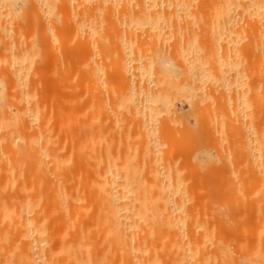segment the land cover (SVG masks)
<instances>
[{"label": "bare ground", "instance_id": "obj_1", "mask_svg": "<svg viewBox=\"0 0 264 264\" xmlns=\"http://www.w3.org/2000/svg\"><path fill=\"white\" fill-rule=\"evenodd\" d=\"M191 24H193V26L197 25L198 28L200 27L199 24H201L202 29H204L203 26L206 27V25H208L207 30H208V27L211 30V26H213L212 27L213 31H214V27L216 29H218L219 38L221 35V37L226 39V40L233 33H234V37H235V34H236L237 38L239 36L242 37L243 35L238 36V34H240L239 31H241V32H244L245 35L243 37L246 36V40L243 39L245 41V43L243 41V43H244L243 45H240L239 41H238V43L236 42L237 43L236 45L239 44L241 46L240 47L241 50H239V48L236 46L237 49L239 50V51H237L236 47H234V45H233L232 48L234 47L236 49V51H234V49H231V47L228 45L229 40L226 41V40H223L221 38L223 40V42L226 41L228 43L226 46L220 47L221 50H218V49H220L219 48L220 43H219V45L217 43L218 46H216L215 44H213V41L215 42V40H208V39L216 38L217 36L213 37L214 35L212 36V34L216 35L217 33L212 31V34H211L212 38H209L210 36H206V35H210V33L207 31V33H208L207 34L206 30H205L206 28H205L204 29V32H205L204 35H203V33L201 34L202 36L198 35V38L199 37L203 38L204 43H203V45H200V47L197 49H200L208 41H210L209 43L211 46L208 43L209 47L213 48L214 45L216 47H218L217 49H216V47L214 49H212V50H215V49L218 50V51H214V53L217 52V54L215 53L216 56L218 55V57L215 56V58H217V59L213 61V59H215V58L212 59V56L214 55V53H212L213 55L211 57L207 56V55H211L210 53L213 52L211 49L208 50L209 47L206 48L207 44H206L205 48L210 53H208L207 50H206L207 51L206 52L204 50L205 48H203V47L201 48V52H203V50H204V53L207 54L206 57H204L205 60L208 57L209 60L212 59V62L214 65L218 64L217 62H219V65L214 66V65H212L211 61L207 60L208 62H210V63H208V66H207V61H205V63L203 62L202 64H204V65L206 64V68H205L206 70H208L207 68L210 67L208 72H207L204 69L205 66H201L202 64L200 65V62L204 56V53L202 54L203 56L201 54H199L200 52H198V54H197L196 51H198V50L193 49L191 47L192 45L190 46L188 44L185 45V47L183 48L181 46V45H184L183 43L180 46L184 50L177 51V54L175 55L178 57V59H180L182 61L181 65L183 67L179 64L180 62H177L178 64L175 62L176 65H174L171 62H172V60L175 61V59L173 57H171V53H170L171 51L170 50H172V53H173L174 49H178V48H176V46H177L176 43H179V42H177L178 40L176 41V38L178 36V35L176 36V34L177 33L179 34L183 30L184 27L182 28V25H187V26L189 25L191 27L192 26ZM202 24H204V25H202ZM110 25L116 26L118 31H120V28L127 30L130 35L131 34L133 35L132 38L129 36L130 41L135 36H137V34H138L137 31H141V33L142 32L144 33L146 31L145 34H149L150 29H155L154 31H156V34H158V35L156 36V34H155L154 36L158 39V36L161 35L159 37L160 38L159 40H161L162 35L168 34V33L170 35V31H171L170 29H172V31H174L175 30L174 27H178V26L180 27L181 26V28L178 27L180 32H179V30L174 31L175 32V35H174L175 38H170V40H172V41L175 39L174 41L176 43L175 42L170 43L171 41L169 40L170 41L169 43L172 44L171 47L169 46V48H171V49L163 50L161 48L162 52H160L158 50L160 47L158 48L153 44V42H155V39H154L155 37H153V36L152 37H153L154 41L152 40V42H149L147 40L148 41L147 43L149 44L150 48L148 47V44H146V46H147L149 51L152 48V54L153 53L156 54V51L153 52V50H155L156 48H157V52L158 51L160 52V54H158L157 56L153 54L154 57L160 58L163 51L164 52L167 51L166 52L167 54L166 53L165 54L168 56V58H166V59L171 58V60H170V62H168L169 60L165 59L167 61L166 62L164 60V58L167 56H165L163 53L162 56H164V57H161L160 59L164 60L165 63H161L164 66L163 67L162 65H160L161 67L165 68L168 66L169 63H171L174 65L172 70L173 69L175 70L179 65V67H182V69L181 68L180 69L182 70L181 72L184 75L186 74L183 72V68L185 69V66H187V68L189 67L191 69V70H189L186 68L184 70L185 72L187 70V73L189 71V72H192L194 74V75L191 74V75H193V78H192V76H191V78H189L190 73L186 74V75H188V77H185L186 81L188 78H189L188 80L191 81L190 83H187V85H189L188 88L190 90L192 89L191 91H189L191 93L187 92V90H189V89L187 88V90H186L184 85H183V88L185 91L182 89V90H180L181 92L179 91L180 93H176V94H181V93L186 92V93H184V95H186L187 93L191 95L193 93L192 94L193 96L192 95H191V97L187 96L188 99L189 98L192 99V97H195L196 91H197V93L200 94V97H201V94H203L205 91L203 90L204 92L203 91L201 92L198 90L205 89V83H206V86L209 85V84H207V82L209 83L210 78H213L211 76H213V75L215 76L216 74H217V76L220 77V78L218 77V82L220 83V79L222 82L221 84H219V83L218 84L222 85L224 88L226 87V85H227V88L231 84L235 83L234 85H236L237 84L236 81L232 82L231 80H228V81L232 82V83L230 82V85H229L227 82L225 83L223 79L225 77L227 78V75L229 73H231L230 72L231 69L234 70L236 67L240 68V66L244 67V65H239V63H237V66H234L236 62L234 61L235 62L234 63L233 59L236 56H238L239 54L241 55V56H238L239 58H242V55L244 57L247 56V58H249L248 60H249L250 66L246 65V67L248 69L249 68L252 69L251 70L252 75H249V77L254 76V79L252 78L253 82H252V84H250V85H252V87L250 86L251 87L250 91L255 90L256 92L257 91L259 92V90L261 89L262 91L260 90V92L263 93L261 95L260 94L258 95L257 94L258 92L256 94H251V93L250 94L256 95L253 97L258 98V101L263 104V100H264V0H0V179H1V181L3 179V182H1V184H0V264H231V262H233L232 258H231L232 261L230 260L231 261L230 262L225 257L227 255H224V251H225L224 248H226L228 246L230 247V245L229 244L227 245L226 242H225L226 244L223 243L222 242L223 240L221 241V238H220L221 237V235H220L221 234L220 233V231H221L220 227L221 226L219 227L220 220L218 219V216L221 215V217H222V214H220V213H222V211L219 209V207H223V206H221L222 204L219 206V204H218L219 202L215 199L217 197L216 195H218V193H219L216 185L214 186L216 189H214V187H211V188H213L211 194H209V191L206 190V188H208V187H206L205 189L203 188L209 194L208 195L207 192H205L206 196L203 197V199H207V200H201L202 199L201 195L199 196L197 193V196H199V201H198V199L196 197H195L196 200H195V198L193 199V195H195V194H193L192 192H194L195 190H196V192L199 191V190H197L199 185L196 186V188L192 187V185H191V187L193 189V191L191 192L190 191V190H192L191 187H187V182L182 179L183 176L181 177V175H180L181 173L179 174V171L176 172L175 170L172 171L173 168L165 169V167H164L165 170H162V171L158 170L156 168L158 170L157 171L156 169H154V167L153 168L150 167L152 169V171L154 169V170H156V172H152L151 169L149 168L150 172H152V174L149 176L150 178L148 177L149 180H148V178L147 179L145 178V180L142 181L139 178L140 176L139 175L137 176L136 174H139L141 172L142 168L139 169V171H140L139 172L138 167H141L142 164L144 166L145 161L142 162V164L138 162V166H137L138 172H136L135 171L136 169H134V171L136 173L135 174L132 171L133 168L130 167L133 164L132 163L133 161L131 162L132 164L129 162L131 164V165L129 164L130 166L126 163V166L127 167L129 166L131 168V169L130 168L129 169L132 172L127 170L125 173H123L124 171L121 173L120 168H117V166H116L118 163L115 165L112 162L113 159L107 161V159H106V158H108V157H106L107 154L105 155L106 158L104 157V159H106V160L103 159V156L106 153V152L103 153V151L104 150L107 151L106 149L109 147H107L108 145H106L107 148L105 149V146H104V150H103L102 149L103 147L101 145H104L105 143L100 141L101 140L100 139L99 140L100 143H103V144H100V147H101V150H100V148L98 147L99 141H97L98 138H100V137L98 136V138H97V136H96V138H95L94 137L95 133L92 136L93 131L91 129L94 127V125L92 126V123H91V120H92L91 116L92 115L90 116V113L92 112V111H90L91 110L90 109V100L92 99L90 96V91H91L90 89L93 88L92 84L94 82L92 79V76H94V74H93L94 72L92 73V71H93L92 66H94V65H92V58L93 57H91V56H95L96 53L94 52L95 55H91V54L93 53L92 47L94 49V47L96 46V45L94 46L95 40H96V42H97V40H99L101 43V41L103 39L100 35L101 28H104L106 26V28L108 29V28H110ZM107 26H109V27H107ZM193 26L191 28H194ZM23 27H24V29L29 28V30L31 29V31L34 29L33 34L29 33L30 35L27 34L28 36L25 34L27 36V38H26L25 35L22 34V31H21V28H23ZM116 27H114V29ZM191 28H190V30L188 28L183 30V31L187 30L185 32L186 33L185 35H190V33L188 34V30H189V32L192 31ZM201 28H199V29L196 28V31L202 30ZM24 29H22V30H24ZM58 29L59 30L65 29L66 31L69 30L70 33L72 34L70 36V33L67 32L69 34V39H72V38H73V40L76 39L78 41V47L83 50V56H82L83 62H82V60L79 61L78 65H76V66H78L79 69L81 66V69L80 70L77 69V71H78L79 75H81V76L84 75L85 77L82 76V77H80L81 78L80 79L79 76L76 74L77 73L76 72V73H74L73 77H71V78H72V80H74L73 79L74 76L77 75L78 77L76 76L75 78H78V79H76V80L81 82V80L83 79L82 84H83V82H84V84L86 83L85 87L87 89V93L85 94V92H84L85 95L83 97H85V99L83 101H80V102L85 101L87 103V105L84 106L85 103H82L81 104L82 106L79 104L80 105L78 107L79 109H80V107H83V106H84L83 108H85V109L81 108L80 110H78V109H75L76 107L74 105H76L77 102L74 103V99L72 100V102H69V103H70V105L74 104V105H72L75 107V108L73 107L74 109L71 108V106H70L71 111L74 114H76L75 112L78 110L77 113L80 116H81V114H83L84 116L83 115L82 116H83V118H85V116L87 115L88 119H83V122H81L82 118L80 117L81 120H79L80 118L76 117V115H74L71 111L68 112L70 115L68 113L63 114V115H66V117H68V115L71 116V118L73 120H71L70 118H68V120H71V121L75 120V122H73L74 124L76 123V121L77 122L79 121L78 125L73 124L71 126L69 124L70 121L68 122L67 118L63 117V115H61V117H63L64 121L66 118L67 123L61 122V126H57L58 122H60V121H58V119H56V115L60 114V113L56 112V114H55L53 111L48 109L47 112L48 111H49L48 113L52 112V114H49V115H48V113L44 114L46 109L49 108L48 104H46V106H44L45 103H47V102H45L47 99L44 101V99H43L44 97H42L40 94H39L40 95V97H39V95L37 94L36 89L38 88L39 85L36 84V81L34 83L35 84L34 87H36V85H38L36 87V89L34 87L32 88L33 84H31L33 82V81H31V78H34L33 77L34 73L32 75H31V73H32V70H34V69H31L30 66L33 63V65L35 67L39 63L38 58L35 59L36 57L41 56V57H39V59L43 58L42 56H44V53L41 52L42 55H40L41 53H39V52L42 50L44 52L47 51V47H50L51 44L53 43L51 41L52 43L49 42L50 46L49 45L46 46L48 44V41L52 40L51 38L55 37V39L58 40V35L55 34L56 32L54 31V30H58ZM238 29H239V31H238V33H236L235 31ZM65 30L62 31L64 33H60L61 35H63V37L67 36V35H65L66 34ZM109 30L112 31L111 29H109ZM168 30H170V31H168ZM113 31H116V30H113ZM118 31H116V32H118ZM147 31H148V33H147ZM154 31H153V33H155ZM199 31H197L196 34ZM26 32H30V31H27V29H26ZM151 32L149 34V40H151L150 39ZM182 32H181L182 36L179 35L178 38L180 36L184 37V39L187 42L188 39H190V41H191V35L195 33V30H193L191 32L192 34L190 35V38H188V39L185 38L186 36L183 35ZM96 33L98 34L97 36H99L98 38L96 36ZM106 33H107V30H106ZM118 33L116 36L113 35V37L116 38L118 36V38H119L120 33L119 34ZM128 33L127 32L125 33L127 37H128V35H127ZM52 34L56 35L57 37L52 35ZM109 34H111V33H109ZM123 34H121V35L125 36ZM145 34L140 35V37H142L143 39L138 40L137 42H134V43H138L139 41H141L142 43L144 41V43H146V41H145L146 38H144L146 36ZM121 35H120V37H122ZM126 36H125L126 40L125 39L124 40L126 42H128ZM174 36H172V37H174ZM205 36H206V39H204ZM28 37H30V38L28 39ZM94 37H96L97 39L93 40ZM100 37L102 38L101 40H100ZM105 37L106 36H104V38ZM109 37H110V35H109ZM146 37H148V36H146ZM167 37H169V36H167ZM181 37L179 39H181ZM240 37H239V40L242 41V39ZM122 38H124V37H122ZM194 38L198 40V38H196V35H195V37L193 36V38H192V40L196 42V40ZM230 38H232V37H230ZM237 38H232L234 41L230 39L231 40L230 42H233L235 44V39H237ZM163 39H164V41L167 40L164 37H163ZM163 39L161 41L162 45L164 42ZM104 40L105 39H103V41ZM106 40H107V37H106ZM108 40L106 42H108ZM120 40H122V39H120ZM216 40L217 41L219 40L218 42H220V39H218V37ZM53 41H54V38H53ZM62 41H64V40H62ZM93 41H94V43H93ZM113 41L115 42L114 45H116L114 47H117V52L119 51L121 54L122 53L124 54V51L121 52L122 50H120L118 48H122L121 46H125L124 43H126V42H124L122 45V44H118L119 41L118 42L116 40H113ZM190 41H188V42H190ZM40 42L41 43L46 42V44L44 43V45L41 44V46H40ZM182 42H183V40H182ZM197 42H196V44H197ZM202 42L203 41L201 40V43ZM211 42L213 45L211 44ZM223 42H221V44ZM58 43H59L58 47L55 45L57 49L60 46L59 41L57 42V44ZM108 43H110V42H108ZM150 43L155 48L151 47ZM166 43H168V42H166ZM191 43H189V44H191ZM131 44H132V46H131ZM193 44H194V42H193ZM196 44H194V45H196ZM118 45H121V46H118ZM126 45H128V43ZM133 45H134L133 42L132 43L130 42V44L128 46H131V49L134 51L135 48L133 47ZM138 45L140 46V43ZM158 45L159 46L161 45L160 42L158 43ZM162 45H161V47H162ZM174 45H176V46H174ZM62 46H65V44H63ZM97 46H101V45H97ZM106 46L107 45H104L103 48H105ZM111 46H112V44H111ZM141 46H142V44H141ZM141 46H140V48H141ZM172 46H174V47H172ZM186 46H188L190 48V50ZM197 46H199V45L197 44ZM41 47L43 49H41ZM74 47H76V46L74 45ZM181 47H180V49H181ZM56 48H55V50H56ZM142 48H144V47H142ZM186 48H187V50H186ZM106 49H108V48L106 47ZM106 49H101V51L102 50L106 51ZM125 49H126V51H129V52L125 53L126 56L129 57L130 53H132L131 49H128V48H125ZM52 50H53V47H52ZM49 51L51 54V49H49ZM57 51L58 50L54 51V53ZM64 51L66 53L69 51V49L67 51L66 48L61 47V51L59 49V53L58 52L57 53L59 55V54H61L60 52H62V54H63L62 56L65 57L67 55V53L64 54ZM139 51H140V49H139ZM149 51H148V53H149ZM102 52L99 51V53H102ZM109 52L114 53V52H116V50L114 52H112V50L108 51V54H111ZM117 52H116V54H117ZM137 52H138V50H137ZM146 52H147V50H146ZM135 53H136V49H135ZM139 53L135 54V56L132 53L131 55H133V56L132 57L130 56L128 60H127L128 57H125V54L124 55L122 54L124 57L121 55V58L122 57L125 58V61H127L128 63L131 59H133L134 61L136 60L135 62H137V63H135L133 60L130 61V62L134 63L135 69H136L135 75H133V79L135 78V80L136 79H138V80H136L137 82L132 80V82L134 81V84L128 82L129 85L131 84L130 87H128V83H125V82H127V80L126 79H125L126 81L124 80L125 86H123V89L126 86L128 88V89L126 88L127 94H125V96L127 95V97L122 95L123 97H125L124 100H126V98L129 97L128 96L129 89H131L130 91L135 90V92H136V89H142L141 91H144V95L146 96V94L149 91H150V93H148V94L150 95L152 90L154 91V86L160 82L159 76H161V73L163 72L161 70L163 68H157L160 64V62H158L159 64L157 63V67L156 66H154V67H156L155 70L160 69L158 71V72H161L158 74L159 79L158 80L153 79V80H156L153 82V84L155 83V85L152 86L153 89L149 87L152 84H150L148 86L150 90H147L148 89L147 87H146L147 89L144 88V85L142 83L143 78L149 80L148 79L149 75L148 76H147V74L143 75V73L145 71L150 72L148 70L150 67V64H148V63L152 64L153 62H151L152 60L150 61L151 57L149 56L150 57L149 62L145 63L144 61H142V58H144V57L141 56L142 55L141 53H143V52L140 53L141 55H139ZM105 54H107V52ZM113 55H115V53ZM118 55H120V54H117V56L115 55V57H118L117 61L122 60V61H120L121 65H119V64L118 65L122 69L120 67L119 68L124 72L123 69L126 66L129 67V65H126V62H125V64H122V62H124V59L123 58L121 59ZM59 56H61V55H59ZM147 56L148 55L146 54V57H145L146 59H147ZM153 56H152V58H153ZM115 57H113V58H115ZM238 57L236 58L237 60H239ZM204 58H203V61H204ZM34 59L38 60V62L35 61ZM66 61H67V59H66ZM242 61H244V60L242 59ZM242 61H241V63H243ZM36 62H37V64H36ZM68 62H69V60H68ZM80 62L82 65H80ZM46 63H47V61H46ZM58 63H60V62H58ZM117 63H119V62H117ZM166 63H167V65H165ZM231 63L233 64L232 66H234V67L233 68L230 67L231 69H229V68L227 69V66H229V65L231 66ZM246 63H247V61H245V64ZM184 64H185V66H184ZM209 64H211L212 66H209ZM33 65L31 67H33ZM47 65H49V64H47ZM73 65H74V63H73ZM152 65H151V67H152ZM38 66H39V64H38ZM69 66H71V65L69 64ZM213 66H214V68H213ZM59 67H60V65H59ZM64 67L67 68L65 65H63L62 67H60L59 70L61 71ZM154 67H152V68H154ZM169 67L171 68V65ZM211 67L213 70L215 68H217L216 72H218V73H216V72H214L215 74H213V72L209 73L212 70ZM225 67L227 70H225ZM246 67H244V69H246V71H247ZM39 68H40V70H43L42 69L43 67L42 68L39 67ZM132 68H133V66L131 67V71H132ZM170 68L167 67V69H170ZM202 68H203V70H201ZM195 69H198V70L195 71ZM70 70H68V71H70ZM125 70H127V69H125ZM129 70H130V68H129ZM150 70H152V69H150ZM165 70H166V68H165ZM172 70L169 71L170 74H171ZM193 70L197 73H194ZM228 70H229V72L227 74L226 71H228ZM47 71H49V70H47ZM54 71H56V70H54ZM101 71H103V69H101ZM131 71L127 70L125 72L126 73L130 72V74H133L134 72L132 71V73H131ZM236 71L234 72L233 75L231 73V75L233 77L237 73ZM240 71H242V70L239 69L238 72H240ZM56 72H58V71H56ZM117 72H118V70H117ZM244 72H245V70H244ZM244 72H242L243 76H244V74L246 76L247 74H246V72L245 73ZM61 73H62V71H61ZM61 73H59L61 76H58V78L62 79V77H63L65 79V77H66V74H64L65 72L63 74H61ZM151 73L153 74V70L151 71ZM164 73H162V74H164ZM169 73H165V74H169ZM225 73L227 75H225ZM242 73H238V74H240L239 77L241 76ZM172 74H173V71H172ZM183 74H182V76L184 77ZM211 74H213V75H211ZM238 74H236V75H238ZM50 76H52V75H50ZM56 76H57V74H56ZM71 76H72V73H71ZM101 76L102 75H100V77ZM136 76H137V78H136ZM153 76H155V73L153 74ZM153 76L150 75L151 78H153ZM163 76L165 78L166 75H163ZM172 76H174V75H172ZM172 76L170 77V75H169V77H167L168 79H166L168 82L170 80L169 78H171V81H169V83H168L169 86H167V82L164 78H162V76H161L160 80H162V79L165 80V84H166L165 88L168 87L167 89H171V90L173 89L172 91L176 92L177 90L175 91L174 88L175 89L181 88V87L177 88L179 82L182 81L181 83H183V84H186V83H184L185 80H179V79L183 78L181 76V74L179 76L177 74V76H176L179 79L176 77L174 79ZM127 77H129V75ZM229 77H231V76L229 75ZM85 78H86V82L84 80ZM151 78H150V80H151ZM214 78L216 79L217 77L215 76ZM226 78H225V81H226ZM241 78L243 79V77H241ZM66 79H67V77H66ZM94 79H95V77H94ZM173 79L174 80L178 79L179 82L177 81L178 82L177 83L175 81V83H173ZM190 79H192V80H190ZM213 79H212V81H213ZM242 79H241V81H239V79H238L239 83L241 82L240 84H242ZM246 79L244 80V82L246 81ZM250 79H251V77H250ZM65 80H63V81L65 82ZM68 80H70V79H68ZM68 80H66V82L69 83ZM100 80L101 79L99 78V81ZM164 80H162L163 84H164ZM234 80H236V79H234ZM63 81L61 80V82H63ZM121 81H123V80H121ZM152 81H151V83H152ZM248 81H251V80L247 79L246 83ZM58 82H60V81H58ZM70 82H72V81H70ZM73 82H75V80ZM68 83L67 84L65 83V85L68 86L67 87L69 89L68 94H69V92H71V94H69V95H72L73 91L70 89L71 84L68 85ZM239 83L236 85L237 89L240 87ZM249 83H247V84H249ZM247 84H245L246 87H247ZM73 85H76L77 87H79L78 82H77V84L73 83ZM121 85H123V84L121 83ZM157 85H160V84H157ZM161 85L158 87H160L161 89L164 90L165 88H163V85L161 87ZM243 85L244 84H242L241 86H243ZM180 86H182V85H180ZM222 86H220V88ZM237 86H239V87H237ZM40 87H41V84H40ZM64 87L66 88V86H64ZM77 87H74L75 90L73 89L75 93L77 92V89H78ZM156 87H155L154 92H157V93L152 92V94L153 93L156 94L155 98L148 99L150 96L147 94V97L148 96L149 97L148 98L146 97V98H147V100H149V102H147L146 100L145 101L143 100L144 102L142 103V100H140L141 102L137 101L136 104H134V102L132 104L131 101L133 98L134 91H133V94L129 93V95L132 94V98H131V96L129 97L130 102H127V105L129 107V103H131L130 106L134 105V107H135V108L130 107V109L134 108V110H135L136 106H137V109L135 112L138 111L137 113H139V115L140 114L142 115L143 112H145V110H149V112H150V113H148L147 111L145 112L146 114L148 113L149 116H146L145 113L143 114L144 117H142L143 120H142V122L140 121L141 123L136 122L137 120L135 121L136 124L139 126L138 128H139L140 132H142V134H140L137 127H134L136 129V131L138 130L137 132H139L138 135H140V137H142V136L145 137L148 135L149 132L151 133L153 130H156L158 127L156 126V128H155V125L159 121H161L162 119L166 118V116H165L166 113L167 114L170 113V114H168L169 116L167 115V117H169L168 119L169 120L175 119V122L179 117V116L176 117L178 113L175 112V110L171 111L174 108V107H172V102H174V100L170 101V99H172V98L175 99V97H172V96H174V93H172V91L170 90L171 91L170 93H172V96L169 93V95L171 96L170 97L168 95V93L166 95L163 93L164 91H162V93L166 97L160 98L161 96H157V95L159 93H160V95H162V94H161V92L156 91L158 89V87L157 88ZM244 87L245 86H243V88ZM60 88H62V86ZM67 88H66V90H67ZM83 88H84V86H83ZM224 88H222V91L227 89V88H225V89ZM144 89L148 91L146 94H145ZM194 89H198V90L195 91ZM138 91L136 93H138ZM141 91L138 94H140ZM61 92H60V95H61ZM124 92L125 91H123V94H124ZM165 92H166V90H165ZM167 92H169V91L167 90ZM136 93H135V98L140 99L141 96L139 98L138 97L139 95L137 96ZM35 94L38 95L39 101L35 97L36 96ZM78 94L80 95V93H78ZM45 95L46 94H44V96ZM79 95L78 96L75 95V96L79 97ZM144 95L142 94V97ZM181 95H182V98L185 99V96H183V94H181ZM204 95H205L204 98L206 99L207 95L205 93H204ZM145 96H144V98H145ZM167 96H168V98H167ZM196 96H198V98L200 100L199 95L197 94ZM262 96H263V99H262ZM80 97L82 98V96H80ZM169 97H170V99H169ZM135 98H133V101H135L134 100ZM165 98H167V100ZM163 99L165 102H163ZM188 99H187V101H188ZM197 99H196V101H197ZM249 99L251 101H254L255 98H252L249 95ZM260 99H262V101H260ZM36 100L39 102L38 104H37ZM102 100H104V99H102ZM124 100H123V102H124ZM126 101H128V100H126ZM258 101L255 100L256 104L254 106L260 104V103L257 104ZM41 102H43V103H41ZM80 102L78 100V103H80ZM188 102L189 103H187V104H190V102H192V101H188ZM255 102H252V105ZM65 103H66V101H65ZM160 103H162V106L165 105V107H164L165 109L168 108L167 109L168 112H167V110H166V112H163L165 117L160 118L161 120L158 119V117L160 116L158 113L160 112V114H161V112L164 111L165 109L163 110V108L160 107ZM195 103L197 104V102H195ZM39 104L40 105L42 104V105L39 106ZM13 105L15 108V110H13L14 112H12L10 110ZM252 105L249 106L250 107L249 109H251V110H253L252 107H254ZM42 106H44V107H42ZM64 106H65V104H64ZM263 106L259 105V107H262V108H263ZM171 107H172V109L170 110ZM191 107H192V105H191ZM197 107L202 108L201 106H198V105H197ZM44 108H45V111H44ZM257 108H258V106L256 107V109ZM51 109H53V108H51ZM67 109H68V107H67ZM195 109H197L196 106L193 109V112L196 111ZM159 110H161V111H159ZM258 110H260V108ZM82 111H83V113H79ZM169 111L174 112V114H176V113L177 114L174 115ZM189 111H190V109H189ZM254 111H256V110L254 109ZM254 111H252V112L255 114ZM196 112L199 113L198 110ZM196 112H195V115H194V113L192 115L198 116V115H196ZM260 112H262V111H260ZM250 114H251V112H250ZM79 115H77V116H79ZM130 115H133V114L131 113ZM134 115L132 116V120H133ZM155 115L157 116V118ZM170 115H172V117L173 116H175V117L172 119L170 117ZM253 115L251 114V116H253ZM255 115H254V117H255ZM52 116H54V118L56 119L55 121H57V125H55L56 123L53 122L54 118H52ZM57 116H59V115H57ZM182 116H183V114H182ZM205 116H206V114H205ZM50 117L52 119H49ZM254 117H252V121L255 120V122H256V119ZM57 118L60 119V117H57ZM134 118H138V117H134ZM212 118H214V117L212 116ZM257 118H258V116H257ZM262 118H263V115H262ZM76 119H78V120H76ZM100 119H101V117H100ZM153 119H154V123H155V120H156V122H157V119L159 120L154 125V127H153L154 129L152 128V125L154 124ZM196 119H198V117H195L194 121H196ZM217 119H220V118H215V120H217ZM49 120H52V123L53 124L55 123V124L52 125V123ZM138 120H139V118H138ZM180 120L181 119H179V121ZM209 120L212 123L216 122V121H213L212 119H209ZM61 121H63V120H61ZM162 121L165 122V120H162ZM170 121H167V118H166L167 123ZM181 121L183 122V120H181ZM181 121H180V123H181ZM219 121H221V119ZM164 122H161V123L159 122V124L163 125ZM166 122L164 124H166ZM211 122H209V123L212 124ZM197 123L195 125H197ZM199 123H201V122H199ZM222 123L224 124V121ZM252 123L253 122H251V124ZM66 124H67V126H65ZM103 124H105V122ZM103 124H101V125H103ZM59 125H60V123H59ZM69 125H70L71 132H69L70 131V129H69V131H68L69 133L68 132H67V134L63 133V132H66L65 127H67L66 130H68ZM134 125H135V123H133V126ZM137 125H135V126H137ZM214 125L213 126L210 125V126L214 127ZM262 125L264 126V124H262ZM258 126H260V124ZM263 126L261 127L262 130L259 129V132H258V134L261 133L260 134L261 136H264V133H263L264 127ZM71 127H74V129H72ZM212 127H210V128L212 129ZM108 128L110 129V127H108ZM184 128H185V126L183 127V129ZM218 128H221V127L218 126ZM252 128L255 131L257 130V128L255 129V127H253V126H252ZM94 129L95 128H93V130ZM106 129H107V127H106ZM135 129H133V131ZM189 129H191V127H189ZM72 130H73V132H72ZM105 130H103V131L106 132ZM212 131H213V129H212ZM61 132L64 134L62 137L63 139L60 138ZM110 132L112 133L111 129H110ZM137 132H135V134H137ZM99 133H100V131H99ZM251 133H254V131ZM100 135H102V134H100ZM61 136H62V134H61ZM133 136L135 137L136 135H133ZM101 137H103V135ZM136 137H138V136H136ZM199 137L201 138V135ZM214 137H215V135H214ZM94 138L96 139L95 142H93ZM147 138H145V139H147ZM102 139H104V138H102ZM145 139L143 138L141 140L142 142L139 144L140 146L138 144L136 145L137 142L134 143L133 140L131 139V137L129 140H131V143L132 142L134 143V144L132 143L134 147H136V148L141 147L143 149L146 146V144H150L149 143L150 140L146 141ZM263 139H264V137H263ZM112 140H114V139H112ZM202 140H205V139H202ZM155 141H153V144ZM160 141L161 140H159V141L157 140V142H155L156 144H154V145L151 144L153 146H151V149H149V147H148L149 150L147 149V151H148L147 153L153 154L154 156L157 155L159 153V151L161 150L160 148H162L159 145ZM256 141H258V143L257 144L254 143L256 145L255 147H257V148L262 147L261 150H263L264 146H262V145L264 143H262L261 147H260V141L258 139ZM261 141H262V139H261ZM139 142H140V139H139L138 143ZM253 142H255V141H253ZM65 143H68L67 146L65 145ZM95 143H96V146H95ZM131 143L128 144V145H130V147H129L130 150H132L131 149V147H132ZM143 143H145V145H142ZM258 144H259V147H258ZM68 145L70 147H68ZM94 146L96 147L95 149H94ZM142 146H144V147H142ZM98 148H99V151L103 150L101 152L103 154H101L100 152L98 154V152H97ZM141 148H140V150H138L139 148L135 149V153H136V151H139V153H141L142 152ZM255 149H253L252 151H255ZM92 151L95 152L94 156H97V159H95L96 161L98 159H100V160L102 159L103 162L107 161L104 163H106L108 165H105V164L104 165L108 166V168H107L108 176L113 175V176H115L114 179H116L117 176H119L120 179L117 178L118 181H116L117 179L111 180V178H113V177L109 178L105 172V174L107 176V177L106 176L105 177L109 178V180H111L112 182L110 181V184H109L108 179H106V181H108V182H106V181L103 182L102 177L105 174L103 175V173H101L103 171H101V169H100V171H101L100 173L103 176H101V175L98 176L99 175L98 168H100V167L97 168V166H96V165H98L97 162H95L96 163V165H95L96 169H94V171H93L92 165L94 166L95 163H92V159H94L93 155H92ZM257 151H258V149H256V152ZM143 152H144L143 153V155H144L146 153V151L144 150ZM256 152H253L254 154H252V152H251V155L255 156ZM261 153L263 154L262 156H264V151H262ZM75 154L80 156V158L78 156H76ZM210 154H212V153L211 152L209 154L206 153V155L204 156V159L207 163H209V161L212 162L211 160H213V159H211V158H213L212 157L213 154L212 155H210ZM256 154H258V153H256ZM74 155L76 157H78L80 160H77L74 157ZM100 155H102V157ZM137 155H138V157L141 158L140 159L141 161H143L145 159V157L143 155L141 156L138 153L135 154V156H137ZM71 156L74 157V159L76 160V162L78 164H76L74 159H70ZM98 156L101 158H98ZM108 156H110V155H108ZM111 156H113V155H111ZM152 156L150 155L147 158H150ZM258 156H261V154L257 155V157ZM115 157H118V156L115 155ZM138 157H137V160H139ZM217 157H218V155H217ZM253 158H256V157L251 156L250 159L252 161L253 160L256 161V160L261 159L260 157H259V159H256V160ZM127 159H128V157H127ZM129 159H128V161H129ZM95 160H93V161H95ZM137 160L135 158L136 162H137ZM71 161L74 162V164L76 165L75 167L72 166ZM102 161L99 162V160H98L99 166L102 164ZM130 161H131V159H130ZM213 161H215V160H213ZM259 161L263 162L264 158L262 160H259ZM114 162H116V161H114ZM122 163H124V162L122 161L121 164ZM254 163L255 162H253V165H254ZM263 163L259 162V164H261V167L264 168ZM256 164L257 163H255V167L257 166ZM209 165L211 166V164H209ZM70 166L74 167L75 170L71 171L72 169L70 170V168H68ZM123 166H124V164H123ZM103 167L104 166H101V168H103ZM115 168H117L118 170ZM146 170L148 171L147 168H146ZM146 170H144V172L146 174H148V173L150 174V172L149 171L146 172ZM255 170H256V168H255ZM92 171L96 172V174L97 173L98 174L96 175L95 173H92ZM144 172L142 171V173H144ZM93 175H96L97 178L101 177V182L99 180L98 181L100 183L95 181L94 180L95 176H93ZM141 175L143 176V174H141ZM144 177H147V176H144ZM104 180H105V178H104ZM185 180H186V178H185ZM113 181H116L115 184H113L114 183ZM144 181H146V182H144ZM256 182L257 181H255V183ZM256 185H258V183ZM199 187H201V186H199ZM203 189L200 188L201 192H199V194L204 193ZM233 190H234V187H233ZM210 191H211V189H210ZM214 191H216V194L214 193ZM207 196L209 197V199ZM226 208H227V205H226ZM219 210H220V213H219ZM263 210H261L262 213L264 212ZM261 211H260V213H261ZM225 212H227V211H225ZM261 214H260V216L263 215V214L262 215ZM226 215H228V214L226 213ZM260 216H259L258 220L260 221V218H263V220H264V216L263 217H260ZM221 223H220V225H221ZM259 224H260V222H259ZM226 225L229 226L228 223H226ZM261 227H262V225H261ZM229 229H230V227H229ZM227 239H229L228 236H227ZM222 243L225 244L224 248L222 246L223 245ZM260 246H262V245H260ZM229 247L227 248L228 258L231 254V253H229V250H230ZM237 247L240 248V246H237ZM242 249H243V247H242ZM263 251H264V249L262 251L260 250V253L263 255V258H264ZM255 253L257 255H255ZM255 253H253L254 256L252 254H249V252H247V254H249V255H247V254L244 255L246 261L248 260V258L251 257L250 262L248 260V263H251L252 261H253V263L254 262L258 263L256 260L258 259V261H260L262 259V257L258 258L261 255H259L257 252H255ZM250 255H252V256H250ZM255 256L256 257L258 256L257 259L252 258ZM245 259H242L241 262H243ZM253 259H255V261ZM262 260H261V263H259V264H264V262H262ZM234 263L236 264L235 261L232 264H234Z\"/></svg>", "mask_w": 264, "mask_h": 264}, {"label": "rangeland", "instance_id": "obj_2", "mask_svg": "<svg viewBox=\"0 0 264 264\" xmlns=\"http://www.w3.org/2000/svg\"><path fill=\"white\" fill-rule=\"evenodd\" d=\"M192 26H193V24H191ZM200 25V27L199 28H201L202 26H201V24H199ZM202 25H204V24H202ZM189 26V25H188ZM187 25H182V28H183V30L184 29H189L190 30V28L192 27H188ZM207 26L208 25H206V27H204L203 26V28L206 30V33H207V31L210 33V35H206V36H210L209 38H212V36L213 37H215V36H217L218 37V39H220V42H218L216 39H217V37L216 38H213V39H208V40H215V42L213 41V44H215L216 46H218L219 45V43H220V46H219V48L220 47H222V46H226L227 45V43L228 42H226L227 40H229V43H228V45L231 47V49H234V51H236V49H237V47L239 48V50H241V46L240 45H243L244 43H245V41L243 40V39H245L246 40V36L245 37H243L245 34H244V32H241V31H239V29L238 30H236L235 32L236 33H238V31L240 32V34H238V36L239 35H243L242 37H240L241 39H242V41H240L239 40V37L237 38V36H236V34H235V37H234V33L233 34H231V36L230 37H232V38H237V39H235V44L233 43V42H230L231 40H233L232 38H230V37H228V39L226 40V39H224V38H222L221 37V35H220V38H219V36H218V29H216L215 27H214V31L212 30V27L213 26H211V30L209 29V27H208V30H207ZM107 27H109V26H107ZM114 27H116V26H112V25H110V28H106V26L104 27V28H101V31H100V35H101V37L103 38V39H105L104 41H103V39L100 37V40L102 39V41H101V43H100V41L99 40H97V42H96V40H95V43H94V41H93V43H94V49H93V47H92V51H93V53L91 54V55H95L94 54V52L96 53V55L95 56H91V57H93L92 58V65H94V66H92V73L94 74V76H92V79H93V84H92V89H90L91 91H90V96H91V100H90V111H92L91 113H90V116H91V123H92V126L94 125V127L93 128H95L94 130H93V128H91L92 129V131H93V134H92V136L94 135V133H95V138H96V136H97V138H98V136L100 137V138H98V140L97 141H99L100 139V141H102V142H104L105 144L104 145H101L103 148V150H104V146H105V149L107 148V147H109V148H107L106 150L107 151H103V153L104 152H106L105 154H104V156H103V159H104V157H105V155H106V157H108V158H106L107 159V161H109V160H112V162L116 165L117 163V168H120V171H121V173L123 172V173H125L127 170H129V171H131L130 169L131 168H133V173H135V171L136 172H138L139 171V169L140 168H142V170H141V172L139 173V174H136L137 176L139 175L140 177V179L143 181V180H145V178L147 179L151 174H152V172H156V170L158 169V170H165V169H171V168H173L172 169V171H176V172H178L179 171V174L181 175V177H182V179L184 180V181H186L187 182V187H191V185H192V187H195L196 188V186H201V187H199L198 186V189L197 190H199V191H197L196 192V190L194 191V192H192L193 191V189H192V187H191V189L192 190H190L193 194H195V195H193V199L196 197L197 199H198V201H199V196L201 195V197H202V199L201 200H207V199H203V197H205L206 195H205V192H207V191H205L204 189L206 188V187H208V188H206V190H208L209 191V194H211V192H212V190H213V188H211V187H214L215 185H216V187H217V189H218V195H216L217 197L215 198L219 203V206L221 205V206H223V207H219V209L222 211V213H220V210H219V213L220 214H222V217H221V215L220 216H218V219L220 220V223H221V225H220V223H219V227H220V229H221V231H220V235H221V241L223 242V243H227V245L229 244L230 245V250H229V253H231L230 254V256H229V258H228V251H227V248L228 247H226V248H224V246H225V244H223L222 246H223V248L225 249V251H224V255H227V256H225L226 258H227V260H231V258H232V260H233V262L235 261L236 262V264H252L253 263V261L251 262V263H248V260H249V262H250V256H254V254L253 253H255V252H257L259 255H261V256H257L258 258H260V257H262V259L264 260V258H263V255L260 253V250L262 251L264 248V220H263V218H260V221L258 220V218H259V216H260V214L262 213V211L261 210H263L264 208V168L263 167H261V164H259V162H261V163H263L262 161H259V160H262L263 158H264V156H262L263 154L261 153L262 151H264V149L263 150H261V144L262 143H264V139H263V137L264 136H261L260 134L261 133H259L258 134V132H259V129H261V127L263 126L262 124H264V100H263V104L261 103V102H259L258 101V98H256V97H253V96H256V95H251V94H256L257 92L255 91V90H253V91H250L251 89V87H252V85H250V84H252V80L254 79V76H250L251 77V79H250V77H249V75H252L251 74V70L252 69H248L247 67H246V65H249L250 63H249V58H247V56H243L242 55V58H239L238 56H241L240 54L238 55V56H236L234 59H233V62L235 63V65L234 66H237V63H239V65H244V67H246L247 68V71H246V69H244V67L243 66H240V68L239 67H236L235 69L237 70H235L237 73L236 74H238V73H242V72H244V70H245V72H246V76H245V74H244V76L247 78V79H249V80H251V81H248L247 83H249V84H247L246 83V81H247V79L243 76V73L241 74V76L239 77V75L240 74H238V75H234V77L232 76L233 74H234V70L233 69H231L230 67H234V66H232L233 64L231 63V66L229 65V66H227V69L229 68V69H231L230 70V72L232 73V75H231V73H229L228 74V72H229V70L228 71H226V73L228 74H226L225 73V75H227V78H226V81H225V78L223 79L224 80V82L226 83H228L229 85H230V82L232 81H236V83L238 84L239 83V81H241V77H243V79H242V84H244L243 86H245L244 88H243V86H241L242 84H240L239 83V86H237V87H239L238 89L236 88V85H234V84H231L228 88H227V85H226V87L225 88H227V89H225L222 85H219V84H221L222 82H221V79H220V83L218 82V77L219 76H217V74L215 75L217 78L215 79L214 77V75L213 74H215L214 72H216L217 71V68H215L214 70L212 69V67H211V72H209V73H212L213 72V74H211V75H213V76H211V77H213V78H210V81H209V83L207 82V84H209V85H207L206 86V83H205V89H200V90H198V89H194L195 91L196 90H198V91H203L207 96V98L205 99L204 97H205V95H204V93L203 94H201V97H200V94L199 93H197V91H196V95L198 94L199 95V97H200V100H199V98H198V96H196L195 95V97H192V99L191 98H187V96L188 97H191V95L193 94H186V95H184V93H186V92H184V93H181V94H183V96H185V99L184 98H182V95L181 94H176V93H180L181 91L180 90H184V88H183V85H184V87H185V89L187 90V88L189 87V85H187V83H190L191 81H189L188 79L189 78H191V76H192V78H193V73L192 72H189L188 71V73H187V70H186V72L184 71L186 68H187V66H185V64H184V66H185V69L183 68V72L184 73H186V74H189V78L187 79V81L185 80V77H188V75H184L181 71V69H182V65H181V63H182V61L180 60V59H178V57L177 56H175L176 54H177V51H179V50H184L183 48L185 47V45H192L191 47L193 48V49H197V48H199L200 47V45H203V43H204V40H203V38L201 39L200 37L198 38V35L199 36H202L201 34L203 33V35H204V29H202V30H197V31H199L197 34H196V28L197 29H199L198 27H197V25H194L193 27L194 28H191L192 29V31L193 30H195V33L194 34H192L191 32L192 31H190L189 32V30H188V34L190 33V35H191V41H190V39H188V38H190V35H185L186 33V31H181L182 33H183V35H185L186 37V39H188L187 40V42L188 41H190V42H186V40L184 39V37H181L182 35H181V32H180V30H179V28H181V26L178 28V27H174L175 28V30H179V34L177 33L176 34V36L178 35H181L180 37H181V39H179L178 38V36H177V38H176V41L177 42H179V43H176L174 40L172 41V40H170V38H175V30L174 31H172V29H170V30H168V31H170V35H169V33L168 34H164V35H162V37H161V40H159L160 38V36H158V39L154 36L155 34H156V31H154L155 29H150V32H151V35H150V39L151 40H149V34H150V32H149V34H145V32L143 33H141V31H137V36H135L133 39H131V41H130V37L132 38L133 37V35L131 34H129L128 33V31L127 30H125V29H122V28H120V31H118L117 30V27L114 29ZM113 28V29H112ZM118 28V29H119ZM173 28V29H174ZM178 28V29H177ZM22 29H24V27L23 28H21V31H22V34H29V33H31V34H33V32H34V29L31 31V29L29 30V28H26L27 29V31H30V32H26V29H24V30H22ZM109 29H111L112 31H110ZM63 30H65V29H63ZM62 29H58V30H54L55 32V34H57L58 35V40L57 39H55V37H53L54 38V41H53V38H51L52 40H50V41H48V44L46 45V46H50V43L49 42H51L52 44H51V48L50 47H47V51L46 52H44L43 50L42 51H40L39 53H44V56H42L43 58L42 59H39V57H41V56H39V57H36L35 59H37L38 58V60H39V66H38V64H37V62H38V60H35V61H37L36 62V66L34 67V65H33V63H32V65H33V67H31L30 66V68L31 69H34V70H32V73H31V75L33 74V77L34 78H31V81H33L31 84H33L32 85V88L35 86V81H36V84H38V85H36V87L38 86V88L36 89V87H34L36 90H37V94L39 95H41L42 97H44L43 99H44V101L45 102H47V103H45V105L44 106H46V104H48V106H49V108H47L46 109V111H45V108H44V111H45V113L44 114H46V113H48L47 112V110L49 109V110H51V111H53L55 114H56V112L57 113H60V114H57V115H59V116H57L56 115V119H58V121H60V122H58V125H57V121H55L56 119L54 118V116H52V118H54V120H53V122H55L54 124L55 125H57V126H61V122H65V123H67V120H68V118H70L71 120H73L72 118H71V116H69L70 114L68 113L69 111H71V108H73L74 106L76 107H74L75 109H78V110H80L81 108L82 109H85V108H83L84 106H86L87 105V103L84 101V102H80V101H83L84 99H85V97H83L86 93H87V89H86V83L84 84V82H83V84H82V80H81V82H79L78 80H76V79H78V78H75L77 75L79 76V78L80 77H82V76H84V75H79V73H78V71H77V69H79L78 68V66H76V65H78V63H79V61H81L82 60V62H83V59H82V56H83V50L82 49H80L79 47H78V41L75 39V40H73V38L72 39H69V34L68 33H70V31L69 30H65L66 32V34L65 35H67V36H64L63 37V35H61L60 33H64V32H62L63 31ZM104 30V31H103ZM106 30H107V33H106ZM113 30H116V31H118V32H116V31H113ZM124 30V31H123ZM210 30V31H209ZM217 30V31H216ZM59 31V32H58ZM61 31V32H60ZM110 31V32H109ZM149 31V30H148ZM148 31H147V33H148ZM153 31L155 32V33H153ZM203 31V32H202ZM212 31L213 32H215V33H217L216 35L215 34H212ZM53 32V31H52ZM68 32V33H67ZM127 32L128 34V37L126 36V34L125 33ZM166 32V31H165ZM174 32V33H173ZM201 32V33H200ZM102 33V34H101ZM109 33H111V34H109ZM115 33V34H114ZM117 33L119 34V38H118V36L116 37V38H114L113 37V35H117ZM124 33V34H123ZM141 33V34H140ZM121 34H123V35H125L126 37H127V41L128 42H126L125 40H126V38H125V36H122ZM143 34H145L146 36H148V37H144V38H146V43H144V41H143V43L141 42V41H139L138 43H134V42H137L138 40H141V39H143L142 37H140V35H143ZM208 34V33H207ZM211 34H212V36H211ZM23 35V36H24ZM25 35V37L27 38V36ZM30 35V34H29ZM52 35H54V34H52ZM72 34L70 33V36H71ZM98 34L96 33V36H97ZM109 35H110V37H109ZM120 35L122 36V37H124V38H122V37H120ZM158 34H156V36H157ZM195 35H196V38H198V40L197 39H195L196 40V42H197V44L199 45V46H197V44H196V42L195 41H193L192 40V38H193V36L195 37ZM54 36H56V35H54ZM104 36H106L107 37V40H108V42H110V43H108V42H106L107 40H106V37L104 38ZM130 36V37H129ZM155 37L154 39H155V42H153V44L156 46V47H160L158 50L160 51V52H162V49L163 50H169V49H171V48H169V46L171 47V45L172 44H170V43H173V42H175L176 44H177V46L176 45H174V46H176V48H178V49H174L173 50V53H172V50H170L169 52L171 53V57H173L174 59H175V61L174 60H172V62L171 63H173L174 65H176L175 64V62L177 63V62H180L179 64L182 66V67H179V65H178V69L176 70H172V68H173V64H171V63H169L168 64V68H170L169 66L171 65V68L170 69H167V67H165L166 68V70H165V68H163L164 66H163V64H161V63H165V61L166 60H169L168 62H170V60H171V58H169V59H166V58H168V56L166 55L167 53V51H163V53H164V55L165 56H167V57H165L164 58V60H161L160 58L161 57H164V56H162V54H161V56H160V58L159 57H154L153 56V54L154 55H158V54H160V52L158 51L157 52V48L155 49V50H153V52L154 51H156V54L155 53H153L152 54V48H151V50L149 51L148 50V48H147V46H146V44H148L147 42L149 41V42H152V40H153V37ZM167 36H169V37H167ZM172 36H174V37H172ZM188 36V37H187ZM206 36L204 37V39H206ZM52 37V36H51ZM57 37V36H56ZM63 37V38H62ZM68 37V38H67ZM99 36H97V38H98ZM109 37V38H108ZM163 37L164 38H166L167 40H165L166 42H168V43H166L165 41H164V39H163ZM30 37H28V39H29ZM67 38V39H66ZM71 38V37H70ZM96 37H94L93 38V40L94 39H97ZM114 38V39H113ZM148 38V39H147ZM183 38V39H182ZM226 40V41H224L223 42V40ZM119 39V40H118ZM120 39H122V40H120ZM125 39V40H124ZM129 39V40H128ZM136 39V40H135ZM162 39H163V45H162ZM231 39V40H230ZM56 40V41H55ZM62 40H64V41H62ZM73 40V41H72ZM111 40V41H110ZM113 40H116L117 42L119 41V43L118 44H122L123 45V43L124 42H126V43H124V45L125 46H121V45H118V46H121L122 48H118V49H120V50H122L121 52H123L124 51V54L126 53V52H129V51H126V49L125 48H128V49H131V46H132V44H131V46H128L129 44H130V42L132 43L133 42V47L136 49V53H135V49H134V51L131 49V52L134 54H138L139 52L141 53V52H143V53H139V55H141V56H143L144 58H142V61H144L145 63L147 62H149V59H150V57H151V59H150V61L151 62H153L152 64L151 63H148V64H150V67H149V71L150 72H148V71H145L144 73H143V75H145V74H147V76L149 75V77H150V75H152L153 76V74L155 73V76H153V78H151V80H150V78L148 77V79L150 80H147V79H145V78H143V85H144V88L145 89H147V90H150L149 89V87L150 88H152V86L153 85H155V83L153 84V82L154 81H156V80H153V79H159V77H160V79H161V76H162V78H164V76L163 75H166L165 76V80L166 79H168L167 77H169V75H170V77L172 76V75H174V76H172L174 79H175V77L177 76V74H178V76L181 74V76H182V74L184 75V79L183 78H181V79H179L178 77H176V78H178L179 80H185L184 81V83H186V84H183V83H181V82H179L178 81V79L177 80H174L173 79V83H175V81L178 83V87L177 88H180V89H175L174 87V90L176 91V92H174V91H172L171 89H167L168 87H166L165 88V80L164 79H162V80H164V84L162 83L163 81L162 80H160L159 79V83H157V84H162L163 85V88H165L164 90L163 89H161L160 87H158V86H160V85H155L154 86V91H155V87L157 86L158 87V89L156 90V91H158V92H161V94L162 95H160V93L157 95V96H161L160 98H162V97H166V96H164V94H166L167 95V93H168V95H169V93L172 91V93H174V96H172V93H170V95L172 96V97H175V99L174 98H172V99H170V97H169V99H170V101H173L174 100V102H172V107H174L173 109H172V107L170 108V110L171 111H174L175 110V112H177L176 114H177V116L176 117H178V119L176 120V122H175V119H173L175 116H173L172 117V115H170V117L174 120H169L168 118L169 117H167V115L168 114H170V113H166V118H167V121H170V122H166V118L165 119H162V120H165V122H166V124H164L165 122L164 121H162L160 118H163V117H165L164 116V113L163 112H166V110L168 109H165L164 107H165V105L164 106H162V103H160V107H162L163 108V110L164 111H162L161 112V114H160V112L158 113L160 116L158 117V119L159 120H161V121H159L158 119H157V122L159 121L160 123L161 122H164L163 123V125H161V124H159V122L157 123L156 122V120H155V123H154V119H153V125H152V128L154 127V125H155V128H156V126L158 127L156 130H153L151 133L149 132L148 133V135L147 136H145V137H143L144 139L145 138H147V139H145L146 141L147 140H150L149 141V143L150 144H146V146L144 147V146H142V147H144L143 149L141 148V147H138V148H136V147H134L133 146V144L134 143H136V145L138 144H140L142 141V137H140V135H138L139 134V132H140V130H139V126L136 124V122H138V123H141L142 122V120H143V118L142 117H144V113L147 111L148 113H150L149 112V110H145V112H143V114L141 115H139V113H137V112H135L136 111V109H137V106H136V109L134 110V105L132 106H130V104L132 103L133 104V102H134V104H136V102L137 101H140V100H142V103L146 100L147 102H149V100H147V98L148 99H152V98H155V95L156 94H154V93H157V92H154L153 90H152V92H154L153 94H152V92H151V94L149 95L148 93H150V91L148 92L147 90H145V94L147 93L149 96L147 97V94H146V96L144 95V91H141L142 89H136V92L138 91V93L141 91V93L145 96V98H144V96L142 97V94L140 93V94H138V93H136L135 92V90H132V91H130L131 89H129V93H132L133 94V91H134V94H133V98H135V93H136V95L140 98V96H141V98L140 99H134L135 101H133V98H132V94H130L129 95V93H128V96L130 97L131 96V98H132V101H131V103H129V107H128V105H127V102H130V98L128 97V98H126V100H128V101H126V100H124V98L125 97H127V95L125 96V94H127V86L123 89V86H125V84H124V82L127 80V82H125V83H132V84H134V81H136V80H138V79H136L135 80V78L133 79V75H135V72H136V69H135V65H134V63L133 62H130V61H132L133 59H131L130 61H129V63L127 62V61H125V58H123L124 56V54L122 55L119 51L117 52V47H114V46H116V45H114V41ZM133 40V41H132ZM148 40V41H147ZM171 42H170V41ZM182 40H183V42H182ZM201 40L203 41L202 43H201ZM222 40V41H221ZM237 40V41H236ZM46 41V42H47ZM60 42V46H59V48L57 49L56 48V46L58 47V45H59V43L57 44V42ZM122 41V42H121ZM154 41V40H153ZM160 42V44L162 45V47H161V45L159 46L158 45V43ZM194 42V44H196V45H194L193 44V42ZM207 41V40H206ZM234 41V40H233ZM238 41H239V44L238 45H236L237 43H238ZM243 41H244V43H243ZM46 42H40V46H41V44H43L44 45V43L46 44ZM56 42V43H55ZM66 42V43H65ZM105 42V43H104ZM170 42V43H169ZM192 42V43H191ZM210 41H208L206 44H207V46H206V44L204 45V46H202L203 48H205V46H206V48H208L209 47V45H210V43H209ZM221 42H223L222 44H221ZM237 42V43H236ZM241 42V43H240ZM65 44V46H62L63 44ZM77 45H76V44ZM98 43V44H97ZM107 43V44H106ZM128 43V45H126ZM140 43V46H141V44H142V46H141V48H140V46L138 45ZM157 45H156V44ZM166 43V44H165ZM184 44V45H181V44ZM189 43H191V44H189ZM200 43V44H199ZM208 43H209V45H208ZM217 43H218V45H217ZM111 44H112V46H111ZM146 46H144V45ZM151 44V43H150ZM211 44H212V42H211ZM212 44V45H213ZM232 44V45H231ZM56 45V46H55ZM74 45L76 46V47H74ZM97 45H101V46H97ZM104 45H107L106 47L108 48V49H106V47L105 48H103L104 47ZM167 45V46H166ZM183 47H181V46ZM214 45V47L212 48V47H209V49L208 50H212V49H214L216 46ZM234 45V47H236V49L233 47L232 48V46ZM93 46V45H92ZM128 46V47H127ZM139 48H138V47ZM174 46H172V47H174ZM197 46V47H196ZM211 46V45H210ZM52 47H53V50L54 51H56V50H58L57 52L59 53V49H60V51H61V47L63 48H66V50L68 51V49H69V53L68 52H66L67 53V55L65 56V57H63L62 55V52H60L61 54H59V55H61V56H59L58 55V53L57 52H55L54 53V51L52 50ZM102 47V48H101ZM125 47V48H124ZM132 47V48H133ZM142 47H144V48H142ZM148 47H149V44H148ZM151 47H154L152 44H151ZM166 47V48H165ZM180 47H181V49H180ZM189 50H190V48L188 47V46H186ZM195 47V48H194ZM201 47V48H202ZM55 48H56V50H55ZM106 49V51H101V49ZM115 48V49H114ZM150 48V47H149ZM155 48V47H154ZM162 48V49H161ZM187 48H186V50H187ZM201 48L200 49H197L198 51H196L197 52V54H198V52H200L199 54H203L204 53V50L206 51L207 49L205 48L204 50H203V52H201ZM218 47H216V49H217ZM41 49H43L42 47H41ZM49 49H51V54H50V51H49ZM75 49V50H74ZM100 49V50H99ZM125 49V50H124ZM127 49V50H128ZM139 49H140V51H139ZM161 49V50H160ZM192 49V50H193ZM212 50L213 52H209L208 50V53H210L211 55H207V54H205L204 53V56H203V58L204 57H206V55L209 57H211L213 54L212 53H214V51H218V50H221V48L220 49H218V50ZM46 50V49H45ZM96 50V51H95ZM100 52H102V53H99V51ZM110 50H112V52H114L115 50H116V52H117V54H120V55H118L120 58H121V55L123 56L122 58L124 59V62H122V64H125V62H126V65H129V67H127L126 65V67L123 69L124 70V72L121 70L122 68L119 66V65H121L120 64V61H122V60H120V61H117L118 59V57H115V55L117 56V54H116V52H114L115 53V55H113L114 53H111V52H109V53H111V54H108V51H110ZM114 50V51H113ZM137 50H138V52H137ZM142 50V51H141ZM146 50H147V52H146ZM238 49H237V51H239ZM63 51V50H62ZM73 51V52H72ZM98 51V52H97ZM148 51H149V53H148ZM194 51V50H193ZM206 51V52H207ZM107 52V54H105ZM151 52V53H150ZM42 53L40 54V55H42ZM65 53V51H64V54H66ZM100 55H99V54ZM132 53H130V56L132 57L133 55H131ZM166 53V54H165ZM195 53V52H194ZM216 54H217V52H215ZM215 53H214V55L212 56V59L213 58H215ZM56 54V55H55ZM105 54V55H104ZM135 54H134V56H135ZM146 54L148 55L147 56V59L145 58L146 57ZM151 54V55H150ZM108 55V56H107ZM53 56V57H52ZM106 56V57H105ZM129 56V57H130ZM150 56V57H149ZM152 56H153V58H152ZM58 59H57V58ZM113 57H115V58H113ZM125 57H128V56H126V54H125ZM129 57L127 58V60L129 59ZM170 57V56H169ZM208 57L206 58V60H205V58H204V61H203V58H202V60H201V62H200V65L204 62L205 63V61H211L212 62V59L211 60H209L208 59ZM216 57H218V55L216 56ZM238 57V59L240 60H237L236 58ZM61 58V59H60ZM65 58V59H64ZM104 58V59H103ZM121 58V59H122ZM172 58V59H173ZM56 59V60H55ZM63 59V60H62ZM66 59H67V61H66ZM217 58H215V59H213V61L214 60H216ZM242 59L244 60V61H242ZM42 60V61H41ZM47 61V63H46V61ZM68 60H69V62H68ZM116 60V61H115ZM155 60V61H154ZM179 60V61H178ZM56 61V62H55ZM64 61V62H63ZM72 61V62H71ZM75 61V62H74ZM134 61V60H133ZM136 61V60H135ZM134 61V62H135ZM163 61V62H162ZM174 61V62H173ZM207 61V66H208V63H210V62H208ZM218 61V60H217ZM239 61V62H238ZM241 61L243 62V63H241ZM245 61H247V63L245 64ZM58 62H60V63H58ZM94 62V63H93ZM117 62H119V63H117ZM158 62H160V64L158 63ZM167 62V61H166ZM35 63V62H34ZM73 63H74V65H73ZM132 63V64H131ZM135 63H137V62H135ZM156 63V64H155ZM157 63L159 64V66L157 67ZM215 63V62H214ZM218 64H216V65H214L213 64V62H212V65H214V66H217V65H219V62H217ZM241 63V64H240ZM47 64H49V65H47ZM69 64L71 65V66H69ZM119 64V65H118ZM178 64V63H177ZM59 65H60V67H62L63 65H65L67 68H63L61 71H62V73H61V71L59 70L60 69V67H59ZM80 65H82L81 64V62H80ZM118 65V66H117ZM131 65V66H130ZM151 65H152V67H154V66H156L157 68H163L161 71H163L162 73H169V71L170 70H172L173 71V74H172V71H171V74L169 73V74H162L161 72H158L160 69H158V70H155L156 69V67H154V68H152L151 67ZM160 65H162L163 67H161ZM165 65H167V63L165 64ZM211 64H209V66H212ZM51 68H50V67ZM58 66V67H57ZM133 66V68H132V71L134 72L133 74H130V72H125V71H131V67ZM199 66V65H198ZM201 66H205L204 67V69L206 68V64L204 65V64H202ZM200 66V67H201ZM214 66H213V68H214ZM250 66V65H249ZM248 66V67H249ZM39 67H43L42 69L43 70H40V68ZM46 67V68H45ZM71 67V68H70ZM74 67V68H73ZM77 67V68H76ZM121 69H120V68ZM197 67V66H196ZM195 67V68H196ZM54 68V69H53ZM58 68V69H57ZM69 68V69H68ZM129 68H130V70H129ZM175 68V67H174ZM181 68V69H180ZM198 68V67H197ZM209 68L210 67H208L207 69L209 70ZM238 68V69H237ZM243 68V69H242ZM30 69V70H31ZM71 69V70H70ZM80 69H81V66H80ZM79 69V70H80ZM101 69H103V71H101ZM125 69H127V70H125ZM150 69H152L153 70V74L151 73V71L152 70H150ZM187 69H189V70H191L189 67L187 68ZM194 69V68H193ZM226 69V67H225V70H227ZM242 70V71H240V72H238V70ZM47 70H49V71H47ZM54 70H56V71H58L59 73H61V74H63L64 72V74H66V77H67V79H66V77H65V79L66 80H68V79H70V80H68L69 81V83L68 82H66V80L62 77V81L63 80H65V82L63 81V82H61V80L58 78V76H61L58 72H56V71H54ZM68 70H70V71H68ZM73 70V71H72ZM117 70H118V72H117ZM196 70H198V69H195V71ZM201 70H203V68L201 69ZM206 70V69H205ZM208 70H206L207 72H208ZM250 70V71H249ZM37 71V72H36ZM44 71V72H43ZM132 71H131V73H132ZM157 71V72H156ZM167 71V72H166ZM181 73H180V72ZM194 70H193V72L194 73H197V72H195ZM77 72V73H76ZM80 72V71H79ZM123 72V73H122ZM244 72V73H245ZM248 72V73H247ZM70 73V74H69ZM71 73H72V76H71ZM74 73H76L77 75L76 76H74V80H75V82H73L74 80H72V78L71 77H73V75H74ZM82 73V72H81ZM80 73V74H81ZM103 73V74H102ZM126 73V74H125ZM159 73H161V76H159L158 77V74ZM180 73V74H179ZM216 73H218V72H216ZM250 73V74H249ZM41 74V75H40ZM56 74H57V76H56ZM191 74H193V75H191ZM50 75H52V76H50ZM100 75H102L101 77H100ZM126 75V76H125ZM129 75V77H127ZM229 75L231 76V77H229ZM64 76V75H63ZM77 76V77H78ZM146 76V77H147ZM50 77V78H49ZM57 77V78H56ZM85 77V76H84ZM94 77H95V79H94ZM157 77V78H156ZM233 77V78H232ZM55 78V79H54ZM99 78L101 79L100 81H99ZM103 78V79H102ZM130 80H129V79ZM136 78H137V76H136ZM220 78V77H219ZM232 78V79H231ZM241 78V79H240ZM253 78V79H252ZM52 79V80H51ZM57 79V80H56ZM59 79V80H58ZM81 79V78H80ZM126 79V80H125ZM170 80L169 81H171V78H169ZM212 79H213V81H212ZM234 79H236V80H234ZM238 79H239V81H238ZM246 79V81L244 82V80ZM85 80V82H86V78L84 79ZM121 80H123V81H121ZM125 80V81H124ZM132 80H134L133 82H132ZM153 80V81H152ZM190 80H192V79H190ZM228 80H231V81H228ZM58 81H60V82H58ZM70 81H72V82H70ZM78 82V86L81 88H79V87H77L76 85H73V83H75V84H77V82ZM151 81H152V83H151ZM169 81L167 82V80H166V82H167V86H169L168 85V83H169ZM238 81V82H237ZM98 82V83H97ZM100 82V83H99ZM137 82V81H136ZM135 82V83H136ZM158 82V81H157ZM211 82V83H210ZM231 82V83H232ZM244 82V83H243ZM65 83L67 84L68 83V85H70V89L73 91L72 93V95H69V94H71V92H69V94H68V91H69V89L67 88L68 86L67 85H65ZM103 83V84H102ZM121 83L123 84V85H121ZM129 83H128V87H130L131 86V84L129 85ZM219 83V84H218ZM40 84H41V87H40ZM147 84V85H146ZM150 84H152L151 86H149ZM245 84H247V87L249 88H247L246 87V85ZM104 85V86H103ZM162 85H161V87H162ZM180 85H182V86H180ZM62 86V88H60ZM64 86H66V88H67V90H66V88L64 87ZM77 87L78 89H77V94L74 92V87ZM83 86H84V88H83ZM149 86V87H148ZM175 86V85H174ZM219 86V87H218ZM220 86H222L221 88H220ZM251 86V87H250ZM147 87V88H146ZM156 87V88H157ZM243 89H242V88ZM41 88V89H40ZM127 88V89H126ZM222 88H224L225 90H223L222 91ZM60 89V90H59ZM65 89V90H64ZM74 89V90H73ZM84 89V90H83ZM153 89V88H152ZM189 89V88H188ZM35 90V91H36ZM65 92H64V91ZM79 90V91H78ZM161 90V91H160ZM165 90H166V92H165ZM167 90L169 91V92H167ZM171 90V91H170ZM192 90V89H191ZM190 89L189 90H187V92H189V91H191ZM257 90V89H256ZM259 90V89H258ZM261 90V89H260ZM260 90H259V92L257 93L258 95L260 94H263V93H261L260 92ZM34 91V92H35ZM62 91V92H61ZM81 91V92H80ZM83 91V92H82ZM123 91H125L124 92V94H123ZM162 91H164L163 93H162ZM180 91V92H179ZM185 91V90H184ZM262 91V90H261ZM60 92H61V95H60ZM67 92V93H66ZM84 92H85V94H84ZM193 92V91H192ZM200 92V93H201ZM209 92V93H208ZM255 92V93H254ZM36 93V92H35ZM44 93V94H46L45 96H44V94L42 95V94ZM78 93H80V95L78 94ZM189 93H191V92H189ZM251 93V94H250ZM67 94V95H66ZM99 94V95H98ZM101 94V95H100ZM36 95V94H35ZM38 95H36L35 97L37 98V100L39 101V99H38ZM40 95H39V97H40ZM75 95H79V97L80 96H82V98L80 97H77V96H75ZM109 95V96H108ZM125 96V97H123V96ZM249 95L252 97V98H255L254 99V101H251L250 99H249ZM64 96V97H63ZM70 96V97H69ZM75 96V97H74ZM153 96V97H152ZM193 96V95H192ZM47 97V98H46ZM73 97V98H72ZM147 97V98H146ZM198 99H197V98ZM261 97V96H260ZM49 98V99H48ZM72 98V99H71ZM79 98V99H78ZM144 98V99H143ZM167 98H168V96H167ZM167 98H165L166 100H167ZM202 98V99H201ZM61 99V100H60ZM69 99V100H68ZM74 99V103L75 102H77V104L76 105H74V104H72V105H74V106H72V105H70V103L69 102H72V100ZM77 101H76V100ZM81 99V100H80ZM102 99H104V100H102ZM187 99H188V101H192V102H190V104H187V103H189L188 101H187ZM196 99H197V101H196ZM262 99H263V96H262ZM262 99H260V101H262ZM36 100V101H37ZM42 100V99H41ZM71 100V101H70ZM78 100H79V102L80 103H78ZM101 100V101H100ZM123 100H124V102L126 103H124L123 102ZM144 100V101H143ZM197 102V104L194 102ZM255 100H257L258 102H257V104L258 103H260V104H258V105H256V106H254L255 104H256V102H255ZM37 101V104L39 103ZM65 101H66V103H65ZM61 102V103H60ZM141 102V101H140ZM163 102H165L164 101V99H163ZM230 102V103H229ZM252 102H255L253 105H252ZM41 103H43V102H41ZM82 103H85L84 104V106L83 107H80V109L78 108ZM103 103V104H102ZM194 103V104H193ZM251 103V104H250ZM56 104V105H55ZM64 104H65V106H64ZM80 104V105H79ZM89 104V103H88ZM150 104V103H149ZM201 104V105H200ZM233 104V105H232ZM262 104V105H261ZM42 105V104H41ZM40 104H39V106H41ZM191 105H192V107H191ZM194 105V106H193ZM197 105L198 106H201L202 108H200V107H197ZM250 105H252V106H254V107H252V109L253 110H251V109H249L250 107ZM259 105L260 106H263V108L262 107H259ZM44 106H42V107H44ZM70 106H71V108H70ZM82 106V105H81ZM195 106H196V108L197 109H195L196 111L198 110V112L199 113H197L196 111V115H198V116H193L192 114L194 113V115H195V112H193V109L195 108ZM258 106V108L256 109V107ZM41 107V108H42ZM67 107H68V109H67ZM130 107H134L133 109L131 108L130 109ZM51 108H53V109H51ZM73 108V109H74ZM192 108V109H191ZM260 108V110H258ZM43 109V108H42ZM189 109H190V111H189ZM200 109V110H199ZM254 109L256 110V111H254ZM12 112H14L13 110H15V108H14V105L11 107V109H10ZM77 110V111H78ZM131 110V111H130ZM251 110V111H250ZM9 111V110H8ZM74 111V110H73ZM77 111L75 112L76 114H74L72 111V113L74 114V115H76V117H81L82 118V121L81 122H83V119H88L87 118V115L85 116V118H83V114H81V116L77 113ZM130 111V112H129ZM159 111H161V110H159ZM171 111H169V112H171ZM192 111V112H191ZM201 111V112H200ZM213 111V112H212ZM252 111H254L255 112V114L252 112ZM260 111H262V112H260ZM134 112V113H133ZM167 112H168V110H167ZM250 112H251V114L253 115H255V117H254V115L253 116H251V114H250ZM258 112V113H257ZM66 113H68L67 115H68V117H66V115H63V114H66ZM79 113H83V111L82 112H79ZM135 114L134 115V117H138L139 118V120H138V118H134L133 117V120H132V116L133 115H130V114ZM148 113L146 114V116H149L148 115ZM172 114H174V112H171ZM191 113V114H190ZM201 113V114H200ZM215 113V114H214ZM49 114H52V112H50V113H48V115ZM176 114H174V115H176ZM182 114H183V116H182ZM205 114H206V116H205ZM248 114V115H247ZM260 114V115H259ZM47 115V116H48ZM61 115H63V117H66L67 118V120H66V118H65V121H64V119H63V117H61ZM72 115V114H71ZM77 115H79V116H77ZM83 115V116H82ZM181 115V116H180ZM262 115H263V118H262ZM45 116V115H44ZM46 116V117H47ZM51 116V115H50ZM89 116V115H88ZM156 116V115H155ZM162 116V117H161ZM169 116V115H168ZM211 116V117H210ZM212 116L214 117V118H212ZM216 116V117H215ZM250 116V117H249ZM257 116H258V118H257ZM261 116V117H260ZM57 117H60V119L59 118H57ZM74 117V116H73ZM100 117H101V119H100ZM104 119H103V118ZM195 117H198V119H196V121H194L195 120ZM210 117V118H209ZM252 117H254L255 119H256V122H255V120L254 121H252ZM51 117L49 118V119H52ZM78 118V119H79ZM81 118L79 119V120H81ZM156 118H157V116H156ZM215 118H220L221 119V121H219L220 119H217V120H215ZM253 118V119H254ZM78 119H76V120H78ZM99 119V120H98ZM135 119V120H134ZM179 119H181V120H183V122L181 121V123L183 124H181L180 123V121H179ZM200 119V120H199ZM206 119V120H205ZM209 119H212L213 121H216V122H214V123H212ZM61 120H63V121H61ZM71 120H68V122L70 121V125L72 126L74 123L73 122H75V120L74 121H71ZM137 120V121H136ZM198 120V121H197ZM51 123H52V120H49ZM101 121V122H100ZM136 121V122H135ZM141 121V122H140ZM185 121V122H184ZM224 121V124L222 123ZM253 122L252 124H251V122ZM79 122V121H78ZM78 122L76 121V123L74 124V125H78ZM105 122V124H103V123ZM198 122V123H197ZM199 122H201V123H199ZM209 122H211L212 124H210ZM258 122V123H257ZM59 123H60V125H59ZM94 123V124H93ZM133 123H135V125H137V126H133ZM197 123V125H195ZM220 123V124H219ZM53 123H52V125H54ZM101 124H103V125H101ZM109 124V125H108ZM216 126H215V125ZM260 124V126H258ZM70 125L68 126V130H66L67 129V127H65L66 129H65V131L66 132H63V133H65V134H67V132L69 131V129H70ZM188 125V126H187ZM200 125V126H199ZM210 125H214V127H212V126H210ZM224 125V126H223ZM251 127H250V126ZM65 126H67V124L65 125ZM161 126V127H160ZM185 126V128L183 129V127ZM205 126V127H204ZM218 126H220L221 128H218ZM252 126L253 127H255V129L257 128V132L255 131V130H253V128H252ZM55 127V126H54ZM101 127V128H100ZM106 127H107V129H106ZM108 127H110V129H111V131H112V133L110 132V129L108 128ZM134 127H137V129L139 130V132H137L136 131V129L134 128ZM189 127H191V129H189ZM210 127H212V129H213V131H212V129L210 128ZM250 127V128H249ZM260 127V128H259ZM264 127V126H263ZM56 128V127H55ZM72 129H74V127H71ZM97 129V130H96ZM105 130L106 132H104L103 130ZM133 129H135L134 131H133ZM154 129V128H153ZM195 129V130H194ZM218 129V130H217ZM252 129V130H251ZM262 130V129H261ZM99 131H100V133H99ZM133 131V132H132ZM205 131V132H204ZM254 131V133H251V132H253ZM69 132H71V129H70V131ZM68 132V133H69ZM72 132H73V130H72ZM102 132V133H101ZM132 132V133H131ZM135 132H137V134H135ZM202 132V133H201ZM216 134H215V133ZM218 132V133H217ZM256 132V133H255ZM62 132H61V134H62V136H61V134H60V138H62L63 137V134ZM97 133V134H96ZM106 135H105V134ZM117 133V134H116ZM263 133H264V128H263ZM262 133V134H263ZM100 134H102L103 135V137H101L102 135H100ZM125 134V135H124ZM136 135V136H138V137H134L133 135ZM140 134H142V132H140ZM113 135V136H112ZM120 135V136H119ZM124 135V136H123ZM201 135V138L199 137ZM204 137H203V136ZM213 135V136H212ZM214 135H215V137H214ZM254 135V136H253ZM259 135V136H258ZM111 137V138H110ZM128 139H127V138ZM130 137H131V139L133 140V144L131 143V140H129L130 139ZM140 137V138H139ZM203 137V138H202ZM256 137V138H255ZM258 137V138H257ZM261 137V138H260ZM59 138V139H60ZM94 138V141L93 142H95V139ZM102 138H104V139H102ZM106 138V139H105ZM136 138V139H135ZM140 139V142L138 143V141H139V139ZM142 138V139H141ZM210 138V139H209ZM213 138V139H212ZM63 139V138H62ZM112 139H114V140H112ZM116 139V140H115ZM118 139V140H117ZM202 139H205V140H202ZM259 140L260 141V147L261 148H257V147H255L256 145L255 144H257L258 143V141H256V140ZM261 139H262V141H261ZM138 140V141H137ZM144 140V141H145ZM156 140V141H155ZM157 140L159 141V140H161L160 141V143H159V145H160V147H162V148H160L161 150L159 151V155L157 154V155H153V154H148L147 152V149H148V147H149V149H151V146H153L154 144H156L155 142H157ZM96 141V142H97ZM100 141H99V143H98V147L100 148V150H101V147H100V144H103V143H100ZM106 141V142H105ZM112 141V142H111ZM121 143H120V142ZM143 141V142H144ZM153 141H155L154 142V144H153ZM253 141H255V142H253ZM206 142V143H205ZM218 142V143H217ZM107 143V144H106ZM131 143V145H132V147H131V149L132 150H130L129 149V147H130V145H128V144H130ZM255 143V144H254ZM67 144L68 143H65V145L67 146ZM117 144V145H116ZM151 144H153V145H151ZM254 144V145H253ZM106 145H108L107 147H106ZM135 145V146H136ZM142 145H145V143H143ZM215 145V146H214ZM95 146H96V143H95ZM94 146V149L96 148ZM140 146V145H139ZM262 146H264V144L262 145ZM68 147H70L69 145H68ZM258 147H259V144H258ZM99 148L97 149L98 151V154H99V152L101 153L102 151H99ZM134 148V149H133ZM140 148H141V153H139V151H136V153H135V149H138V150H140ZM207 148V149H206ZM258 149V151L256 152V149ZM264 148V147H263ZM120 149V150H119ZM148 149V150H149ZM253 149H255V151H252ZM260 149V150H259ZM146 151V153L143 155V151ZM96 151V150H95ZM115 151V152H114ZM261 151V152H260ZM96 152V153H97ZM110 152V153H109ZM123 152V153H122ZM212 153V154H210V155H212V157L213 158H211V159H213V160H215V161H213V160H211L212 162H210L209 161V163H207L206 161H205V159H204V156L206 155V153ZM251 152H252V154H254L253 152H256V153H258V154H256L255 153V156L254 155H251ZM260 152V153H259ZM94 151H92V155H93V158L94 159H92V163H95V162H97V164L98 165H96V163L94 164V166L92 165V167H93V171H94V169H96L95 167L97 166V168L98 167H100V168H98V173H99V175L98 176H103L104 174H105V172H106V174H107V168H108V166H105V165H108V164H106V163H104V162H107V161H102V159L100 160V159H98L99 160V162L100 161H102V164L99 166V162H98V160L96 161L95 159H97V156H94ZM103 153H101V154H103ZM134 153V154H133ZM140 154L141 156L143 155L144 157H145V159L143 160V161H141L140 159V157H138V155L137 156H135V154ZM215 153V154H214ZM132 154V155H131ZM148 154V155H147ZM259 154H261V156L263 157H261V156H258L257 157V155H259ZM76 155V154H75ZM74 155V157L77 159V160H80L79 158H80V156H78V155H76V156H78V157H76ZM96 155V154H95ZM108 155H110V156H108ZM111 155H113V156H111ZM115 155H117L118 157H115ZM125 155V156H124ZM128 155V156H127ZM139 155V156H140ZM146 155V156H145ZM152 156V157H150V158H147V157H149V156ZM215 155V156H214ZM217 155H218V157H217ZM101 157H102V155H100ZM251 156H253V157H256V158H253V159H259V157L261 158V159H259V160H256V161H252L250 158H251ZM74 157L73 156H71V158L70 159H74ZM96 157V158H95ZM101 157H99L98 156V158H101ZM125 157V158H124ZM127 157H128V159L130 158L131 159V161H130V159H129V161H128V159H127ZM132 157V158H131ZM137 157L139 158V160H137ZM143 157V158H144ZM111 158V159H110ZM134 158V159H133ZM135 158H136V160H137V162L135 161ZM106 159H104V160H106ZM117 159V160H116ZM120 159V160H119ZM127 159V160H126ZM147 159V160H146ZM75 160V159H74ZM93 160H95V161H93ZM126 160V161H125ZM251 160V161H250ZM73 161V160H72ZM71 161V163H72V166H76L75 164H74V162H72ZM114 161H116V162H114ZM124 162V163H122L121 164V162ZM133 161V162H132ZM141 161V162H140ZM145 161V162H144ZM258 161V162H257ZM75 162H76V160H75ZM79 162V161H78ZM132 164H130V163ZM138 162L139 163H141L142 164V162H144V166H143V164H142V166L141 167H138V171H137V166H138ZM214 162V163H213ZM253 162H255V163H257L256 165V167H255V163H254V165H253ZM111 163V162H110ZM126 163L131 167H127L126 166ZM146 163V164H145ZM213 163V164H212ZM76 164H78L77 162H76ZM105 164V165H104ZM123 164H124V166H123ZM140 164V165H141ZM169 164V165H168ZM209 164H211V166L209 165ZM259 164V165H258ZM264 164V163H263ZM262 164V165H263ZM71 165V164H70ZM96 165V166H95ZM113 165V164H112ZM119 165V166H118ZM121 165V166H120ZM135 167H134V166ZM139 165V166H140ZM72 166H70V167H68V168H70V170L71 171H73V170H75V168L74 167H72ZM101 166H104L103 168H101ZM115 166V167H116ZM167 166V167H166ZM259 166V167H258ZM264 166V165H263ZM72 167V168H71ZM122 167V168H121ZM153 168L154 167V169H156V170H154L153 169V171H152V169L151 168ZM164 167H165V169H164ZM258 167V168H257ZM117 168H115V169H117ZM128 168V169H127ZM130 168V169H129ZM146 168L148 169V171L150 172V169H151V171L152 172H150V174L148 173V174H146L145 172H144V170H146ZM150 168V169H149ZM255 168H256V170H255ZM100 169H101V171H103V172H101L100 171ZM105 169V170H104ZM124 169V170H123ZM126 169V170H125ZM134 169H136L135 171H134ZM118 170V169H117ZM157 170V171H158ZM92 171V173H95L96 174V172H93ZM128 171V172H129ZM131 171V172H132ZM142 171L144 172V173H142ZM147 170H146V172H148ZM209 171V172H208ZM103 173V175L101 174V173ZM214 172V173H213ZM258 172V173H257ZM97 173V174H98ZM96 174V175H97ZM106 174L102 177V179H103V182L104 181H106V179H108V181H106V182H108L109 184H110V181L113 179V180H116L117 178H119V176H117V178L116 179H114V177L115 176H108V174H107V176L110 178V177H113V178H111V180H109V178H106L107 176H106ZM141 174H143V176L141 175ZM215 174V175H214ZM96 175H93V176H95L94 177V180L95 181H97L98 183H100L101 182V177H98L97 178V176ZM106 176V177H105ZM144 176H147V177H144ZM215 176V177H214ZM143 179H142V178ZM205 177V178H204ZM96 178V179H95ZM104 178H105V180H104ZM150 178V177H149ZM149 178H148V180H149ZM185 178H186V180H185ZM120 179V178H119ZM210 179V180H209ZM100 182H99V181ZM116 181H118V179L116 180ZM116 181H113L114 183L113 184H115V182ZM255 181H257L256 183H255ZM1 182H3V179H2V181H1V179H0V184H1ZM102 182V183H103ZM112 182V181H111ZM144 182H146V181H144ZM149 182V181H148ZM185 182V183H186ZM255 183V184H254ZM258 183V185H256ZM112 184V183H111ZM203 186V187H202ZM219 186V187H218ZM233 187H234V190H233ZM200 188H204L202 191L204 192H202L203 194H199V192H201L200 191ZM210 189H211V191H210ZM214 189H216L215 187H214ZM217 191V190H216ZM216 191H214V193L216 194ZM196 192V193H195ZM197 193H198V195L199 196H197ZM207 194H208V192H207ZM208 194V195H209ZM220 195V196H219ZM213 196V195H212ZM211 196V197H212ZM208 197V196H207ZM206 197V198H207ZM196 198H195V200H196ZM213 198V197H212ZM208 199H209V197H208ZM214 199V198H213ZM200 200V201H201ZM226 205H227V208H226ZM231 205V206H230ZM223 208V209H222ZM229 210V211H228ZM225 211H227V212H225ZM260 211H261V213H260ZM264 211V210H263ZM226 213L228 214V215H226ZM259 215H258V214ZM230 214V215H229ZM263 214V215H262ZM261 215L262 216H260V217H263L264 216V212L262 213ZM230 218H229V217ZM220 217V218H219ZM229 218V219H228ZM222 219V220H221ZM262 219V220H261ZM232 220V221H231ZM228 221V222H227ZM230 222V223H229ZM232 222V223H231ZM235 222V223H234ZM259 222H260V224H259ZM226 223H228V225L229 226H227L226 225ZM258 223V224H257ZM233 224V225H232ZM261 225H262V227H261ZM229 227H230V229H229ZM261 227V228H260ZM229 229V230H228ZM228 230V231H227ZM259 234V235H258ZM227 236H228V238L229 239H227ZM262 237V238H261ZM263 239V240H262ZM228 241V242H227ZM253 242V243H252ZM263 243V244H262ZM260 245H262V246H260ZM237 246H240V248L239 247H237ZM242 247H243V249H242ZM248 248V249H247ZM261 248V249H260ZM259 249V250H258ZM243 250V251H242ZM250 250V251H249ZM231 251V252H230ZM243 252V253H242ZM247 252H249V254H252V255H250L249 257L250 258H248V260L246 261V259H245V256L244 255H246L247 254ZM252 252V253H251ZM226 253V254H225ZM245 253V254H244ZM263 253H264V251H263ZM249 254H247V255H249ZM255 255H257L256 253H255ZM257 257L255 256V257H252V258H255V259H257ZM242 259H245L243 262H241L242 261ZM255 259H253L254 261H255ZM261 259V260H262ZM231 260V261H232ZM252 260V259H251ZM261 260L260 261H258V259L256 260L258 263H256V262H254L253 264H259V263H261ZM262 260V262H264ZM230 261V262H231ZM246 261V262H245ZM233 262H231V264L233 263ZM235 264V263H234Z\"/></svg>", "mask_w": 264, "mask_h": 264}]
</instances>
